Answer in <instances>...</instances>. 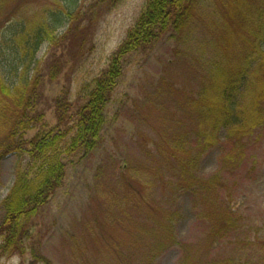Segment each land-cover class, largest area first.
<instances>
[{"label":"rangeland","instance_id":"obj_1","mask_svg":"<svg viewBox=\"0 0 264 264\" xmlns=\"http://www.w3.org/2000/svg\"><path fill=\"white\" fill-rule=\"evenodd\" d=\"M148 1L0 0V77L13 90L25 79L21 59L36 25L53 29L25 75L36 98L24 119L37 123L23 124L18 139L75 125ZM226 1L195 0L181 30L172 26L124 57L97 145L64 157V182L33 218L26 250L0 264H264V123L239 144L225 130L209 150L195 143L217 50L241 28L240 19L227 26ZM231 1L240 12L263 0ZM14 120L5 128L0 114V137ZM66 130L69 141L75 128ZM183 148L201 186L180 185L173 153ZM26 157L0 161V223Z\"/></svg>","mask_w":264,"mask_h":264},{"label":"trees","instance_id":"obj_2","mask_svg":"<svg viewBox=\"0 0 264 264\" xmlns=\"http://www.w3.org/2000/svg\"><path fill=\"white\" fill-rule=\"evenodd\" d=\"M194 8L195 0H149L126 40L111 57L107 71L94 79L86 102L76 110L75 125L71 128L55 125L37 132L31 139H18V133L24 127L19 118L28 116L26 112L32 105L25 104L29 79L24 75L25 79L18 85L21 89L13 90L0 78V95L3 98L0 114L7 120L1 124L6 128V124L8 126L10 120L15 119L6 137H0V161L10 153L27 155L24 164H18L15 183L3 201L0 259L26 250L25 241L32 234L33 218L64 182V157L78 150L91 151L97 145L105 123L106 105L123 73L124 57L151 43L172 26V29L181 30L190 20ZM225 11L224 19H229L227 26L240 19L241 28L235 36L219 45V59L213 61L210 70L211 74L217 73L218 76L209 75L210 83L200 98L204 111L197 131L204 149L216 142V134L221 129L227 131L228 139L238 143L241 137H248L253 129L264 123V0L248 5L240 12L231 0H227ZM40 26L36 25L29 42L32 53L46 38L52 37L51 25ZM74 128L75 133L65 141L68 136L66 129L73 131ZM176 153L173 156L179 160L183 152L176 150ZM195 160L179 161L184 181L180 185L184 188H195L200 184L190 174ZM33 255L38 257V253Z\"/></svg>","mask_w":264,"mask_h":264},{"label":"bare ground","instance_id":"obj_3","mask_svg":"<svg viewBox=\"0 0 264 264\" xmlns=\"http://www.w3.org/2000/svg\"><path fill=\"white\" fill-rule=\"evenodd\" d=\"M126 40V39H125ZM124 40V41H125ZM123 41V42H124ZM122 42V43H123ZM30 45H31V43H29V44H26V48H25V50L26 51H24L23 53L25 54V57L23 58V59H21V65H22V71H23V74L24 75H26L27 74V72H28V70L29 69H32L33 70V68H32V66L33 65H36L37 63H38V61L36 60V57H37V52L40 50V48L36 51V52H34V53H32V51H31V47H30ZM28 56V57H27ZM211 77H217L218 76V74L217 73H212L211 75H210ZM0 78H2V77H0ZM219 78V77H218ZM31 93V92H30ZM29 92H26L25 93V104L28 106V105H31V106H33V104L35 103V98H36V96L32 93V94H30ZM244 97H246V95H245V93H244ZM200 98H201V96H200ZM204 109H205V107H204ZM202 111H203V108H202ZM19 120H20V123L21 124H35V123H37V120H36V118H30V119H23V118H19ZM59 125V124H58ZM59 126H61L62 127V125H59ZM63 128V127H62ZM221 130H225V129H221ZM102 131V130H101ZM196 131V130H195ZM226 131V130H225ZM227 132V131H226ZM195 134H196V132H195ZM100 135H101V132H100ZM197 135H198V137L199 138H202V137H200L199 136V132L197 131ZM99 139H100V136H99ZM195 143H202V141H195ZM202 145V144H201ZM200 145V146H201ZM215 145V143H213L211 146H209V147H206V149L207 150H209V149H211L213 146ZM182 146V145H181ZM198 146V145H197ZM183 147V146H182ZM183 149H185V148H183ZM184 154H186V155H188V156H184ZM192 152L191 151H187L186 149H185V153H181V155L179 156V160L177 159V158H175L177 161H180V160H184V162H189V161H191L192 160ZM195 163H196V160H195ZM194 166V165H193ZM193 166H192V168H193ZM190 174L191 175H193V172H192V169L190 170ZM194 176V175H193ZM195 177V176H194ZM196 178V177H195ZM211 185L212 184H210V183H207V184H203L202 185V188L204 189V190H206V188H210L211 187ZM198 186H201V185H198ZM197 187V186H196Z\"/></svg>","mask_w":264,"mask_h":264}]
</instances>
